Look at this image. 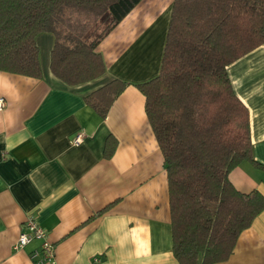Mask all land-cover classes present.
I'll return each instance as SVG.
<instances>
[{
    "label": "crops",
    "instance_id": "0c3cea01",
    "mask_svg": "<svg viewBox=\"0 0 264 264\" xmlns=\"http://www.w3.org/2000/svg\"><path fill=\"white\" fill-rule=\"evenodd\" d=\"M172 4L140 0L97 45L106 71L96 79L70 86L54 76L49 32L36 36L40 78L0 70V264H36L31 253L42 256L38 239L13 247L28 217L53 244V262L43 264H180L163 155L136 86L159 73ZM227 72L248 109L255 160L228 177L240 192L264 196V43ZM113 79L127 85L101 117L84 96ZM80 131L83 140L71 144ZM214 264H264V209Z\"/></svg>",
    "mask_w": 264,
    "mask_h": 264
},
{
    "label": "trees",
    "instance_id": "16d2710c",
    "mask_svg": "<svg viewBox=\"0 0 264 264\" xmlns=\"http://www.w3.org/2000/svg\"><path fill=\"white\" fill-rule=\"evenodd\" d=\"M140 0H0V70L42 76L36 36L53 35L50 71L67 85L101 76V40ZM264 43V0H173L159 73L136 84L163 155L172 253L180 264H214L264 209L229 172L252 155L248 109L227 66ZM127 83L84 96L101 117ZM115 143L108 139L105 154Z\"/></svg>",
    "mask_w": 264,
    "mask_h": 264
},
{
    "label": "built area",
    "instance_id": "2783aa9c",
    "mask_svg": "<svg viewBox=\"0 0 264 264\" xmlns=\"http://www.w3.org/2000/svg\"><path fill=\"white\" fill-rule=\"evenodd\" d=\"M6 106V99L3 96H0V110H3ZM84 137L83 132H78L71 139V144L78 145ZM26 231L20 232L16 242L14 243V248L19 249L23 248L26 244L34 239L40 240V250L42 251V256H38V251H33L31 253V258L34 259L36 264H43L45 262H53L54 251L53 244L48 238V232L44 227H42L33 217H28L26 222ZM93 261H97L94 258Z\"/></svg>",
    "mask_w": 264,
    "mask_h": 264
}]
</instances>
